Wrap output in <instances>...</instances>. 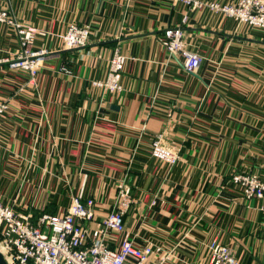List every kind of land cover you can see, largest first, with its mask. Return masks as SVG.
I'll return each instance as SVG.
<instances>
[{
    "label": "crops",
    "instance_id": "obj_1",
    "mask_svg": "<svg viewBox=\"0 0 264 264\" xmlns=\"http://www.w3.org/2000/svg\"><path fill=\"white\" fill-rule=\"evenodd\" d=\"M0 7L36 30L31 48L48 49L28 84V73L7 62L21 50L16 31L0 22L5 203L35 221L63 211L72 194L94 196L99 219L125 182L135 198L124 217L128 237L160 245L154 262L210 264L206 244L216 236L237 264H264V196L247 199L229 181L236 171L264 180L263 29L177 0H0ZM72 22L89 26L88 41L65 49L60 35ZM169 26H180L185 48L201 56L195 71L162 44ZM115 47L126 56L119 94L90 85L104 77ZM156 137L177 162L150 154Z\"/></svg>",
    "mask_w": 264,
    "mask_h": 264
},
{
    "label": "built area",
    "instance_id": "obj_2",
    "mask_svg": "<svg viewBox=\"0 0 264 264\" xmlns=\"http://www.w3.org/2000/svg\"><path fill=\"white\" fill-rule=\"evenodd\" d=\"M187 6H205L213 12H221L235 19L264 30V0H235L230 3L200 0H177ZM186 17L184 16V19ZM0 22L15 29L21 50L7 60L8 66L20 68L28 73V84L35 85L38 67L47 48H31L36 30L15 18L4 7H0ZM88 25L69 23L60 35L65 49L80 48L87 44ZM162 44L170 55L180 59L187 71H195L201 64V56L185 48L180 26H169L163 31ZM126 56L115 47L107 62L103 78L90 81V85L102 92L119 94L122 90L121 72ZM60 72L71 74V68L61 64ZM8 108L6 100H0V117ZM150 154L157 160L172 165L179 155L160 142L159 137L150 143ZM229 181L237 185L243 196H264V180L251 172H233ZM135 201L131 187L125 182L117 184L115 201L111 209L101 218L95 217V198L82 200L72 194L68 205L61 212H43L35 221L31 214L20 212L14 204H7L0 196V251L10 264H158L153 261L160 245L150 242L137 244L128 237L125 213ZM259 208L264 211V204ZM87 222V224L85 223ZM110 243H115L110 246ZM210 264H237L234 251L214 236L207 242Z\"/></svg>",
    "mask_w": 264,
    "mask_h": 264
},
{
    "label": "water",
    "instance_id": "obj_3",
    "mask_svg": "<svg viewBox=\"0 0 264 264\" xmlns=\"http://www.w3.org/2000/svg\"><path fill=\"white\" fill-rule=\"evenodd\" d=\"M0 264H10L7 262V260L4 258L2 252L0 251Z\"/></svg>",
    "mask_w": 264,
    "mask_h": 264
}]
</instances>
